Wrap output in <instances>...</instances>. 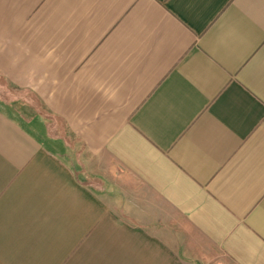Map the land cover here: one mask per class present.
<instances>
[{
    "label": "crops",
    "instance_id": "1",
    "mask_svg": "<svg viewBox=\"0 0 264 264\" xmlns=\"http://www.w3.org/2000/svg\"><path fill=\"white\" fill-rule=\"evenodd\" d=\"M0 79L86 152L0 104V264H264V0H0Z\"/></svg>",
    "mask_w": 264,
    "mask_h": 264
},
{
    "label": "rangeland",
    "instance_id": "2",
    "mask_svg": "<svg viewBox=\"0 0 264 264\" xmlns=\"http://www.w3.org/2000/svg\"><path fill=\"white\" fill-rule=\"evenodd\" d=\"M5 86H6L5 83L0 82V89H4ZM1 93L2 92L0 91V95H2ZM27 98L28 100L32 99L31 96H28ZM27 102L28 101H26L23 98L13 103L15 111L12 110L11 113L14 115V117L18 121L30 127L36 134H38L42 139H44V141H46L50 146H52L58 152L62 153L72 163V165H74L76 169H78L79 172H82L80 167H81V164L84 163L82 159L85 157L86 152L84 148L82 147V144L80 143V141L72 137L66 138L67 140L66 142H62L60 140L54 141L50 139L47 133L45 132V124L43 122V119L37 113H35L34 109H32L27 104ZM0 104L3 105L1 103V100H0ZM60 133L63 134V130L60 131ZM52 134H55L54 130ZM81 175L84 176L83 173H81ZM101 186L102 184H100V187Z\"/></svg>",
    "mask_w": 264,
    "mask_h": 264
},
{
    "label": "trees",
    "instance_id": "3",
    "mask_svg": "<svg viewBox=\"0 0 264 264\" xmlns=\"http://www.w3.org/2000/svg\"><path fill=\"white\" fill-rule=\"evenodd\" d=\"M0 82L6 84L4 89H0V91L2 92V95H0V100L3 104L2 106L6 110H8L10 113L12 110L15 111L13 103L19 99L24 98L26 101H28L27 104L32 109H34L35 113H37L42 119L45 120L46 133L49 137L57 138L62 136L64 137L65 141H67L66 138L72 137L69 130L65 127V124L62 119L52 113L35 94H32L27 90H23L13 85H10L4 79H0ZM28 96H31L32 99L28 100ZM61 129L63 130V134L60 133V131H62ZM53 130L55 131V134H52Z\"/></svg>",
    "mask_w": 264,
    "mask_h": 264
}]
</instances>
